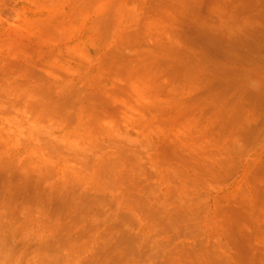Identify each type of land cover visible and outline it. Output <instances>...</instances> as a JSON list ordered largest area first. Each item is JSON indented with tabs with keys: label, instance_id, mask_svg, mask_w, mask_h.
<instances>
[{
	"label": "rangeland",
	"instance_id": "rangeland-1",
	"mask_svg": "<svg viewBox=\"0 0 264 264\" xmlns=\"http://www.w3.org/2000/svg\"><path fill=\"white\" fill-rule=\"evenodd\" d=\"M0 264H264V0H0Z\"/></svg>",
	"mask_w": 264,
	"mask_h": 264
},
{
	"label": "bare ground",
	"instance_id": "bare-ground-1",
	"mask_svg": "<svg viewBox=\"0 0 264 264\" xmlns=\"http://www.w3.org/2000/svg\"><path fill=\"white\" fill-rule=\"evenodd\" d=\"M36 11V10H35ZM55 11V10H54ZM49 12V11H48ZM51 27V26H50ZM14 29V28H13ZM45 30H46V28H45ZM5 33V32H4ZM44 34V33H43ZM66 34V33H65ZM2 35V34H1ZM5 36V35H4ZM64 36V35H63ZM2 37V36H1ZM25 38V37H24ZM21 39V38H20ZM16 40V39H15ZM12 41V40H11ZM24 42V41H23ZM15 47H16V45H15ZM19 48H22V47H20L19 46Z\"/></svg>",
	"mask_w": 264,
	"mask_h": 264
}]
</instances>
